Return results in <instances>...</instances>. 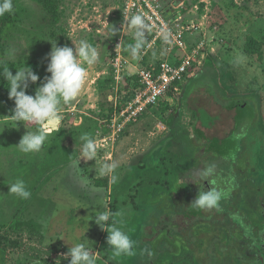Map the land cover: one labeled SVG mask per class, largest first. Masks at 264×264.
Wrapping results in <instances>:
<instances>
[{
	"label": "rangeland",
	"instance_id": "374dc122",
	"mask_svg": "<svg viewBox=\"0 0 264 264\" xmlns=\"http://www.w3.org/2000/svg\"><path fill=\"white\" fill-rule=\"evenodd\" d=\"M12 2L0 60L13 74L31 66L40 77L29 85L33 95L50 75L52 44L74 47L71 39L85 37L100 44L101 56L78 101L61 106L60 130L39 153L16 146L38 126L15 127L0 103V233L15 244L0 249V264H69L70 257H62L76 243L89 248L96 264H264V0H158L174 23L152 46L158 33L148 26L135 58L130 0ZM178 28L185 50L176 45ZM10 50L16 52L11 61ZM185 54L202 64L193 65L170 102L131 115L141 91L139 71ZM236 102H245L254 116L235 149L237 116L230 105ZM201 110L215 117L210 127L199 120ZM85 134L95 142L96 161L81 158L77 167ZM113 160L119 164L115 184L95 171ZM208 164L232 174L235 189L219 211L201 210L194 220L186 215L199 191H207L206 181L182 179ZM46 177H56L54 197L42 195L43 186L27 200L8 193L17 179L32 193ZM219 179L215 187L229 190ZM101 203L112 213L108 224L115 221L136 241L135 255H113L107 231L94 219L104 210ZM16 219L22 225L12 228Z\"/></svg>",
	"mask_w": 264,
	"mask_h": 264
},
{
	"label": "clouds",
	"instance_id": "9594fccd",
	"mask_svg": "<svg viewBox=\"0 0 264 264\" xmlns=\"http://www.w3.org/2000/svg\"><path fill=\"white\" fill-rule=\"evenodd\" d=\"M12 0H0V16L6 13H12ZM111 11V9H109ZM128 23L135 29V43L129 46L130 54L135 58L145 45L146 30L148 24L141 14L133 15ZM116 29H113L115 35ZM74 47L64 45L58 46L52 44L51 51L47 54L48 60L46 72L50 75L44 77L43 82L35 90V94L27 93L30 84H36L40 77L33 71L31 66L25 65L17 68L15 74L0 60V77L9 84L8 96L14 100L15 107L10 115L12 121L19 126V123H34L38 126L34 132L26 131L19 141L17 148L25 154L39 153L49 137L60 129L57 125L61 119V106L68 105L78 101L82 88L85 85L88 76V70L94 68L100 61L101 46L99 43L93 44L87 38L81 37L73 40ZM8 59H14L16 52L10 50ZM84 141L82 155L79 157L77 167L81 158L85 161H96L97 148L95 142L88 135L81 137ZM119 167L117 161L104 162L95 169L100 177L110 176V182L115 184L119 180V174L116 169ZM216 165L208 164L200 167L194 173H190L183 182L187 180L199 185V182L208 181L210 185L215 184ZM8 193L27 200L31 197V192L27 189L23 179H17L9 185ZM225 193L215 186H211L207 191H199L197 197L192 201V207L202 210L211 211L220 210V202ZM100 205H103L102 203ZM104 207V205H103ZM95 222L105 231H107V244L114 256H133L135 255L136 241L131 239L128 232L116 226L113 221L108 224L112 213L105 209L97 211ZM59 238H64L60 236ZM69 264H96V256L89 250L84 243L71 244V247L63 254L64 259H68Z\"/></svg>",
	"mask_w": 264,
	"mask_h": 264
},
{
	"label": "built area",
	"instance_id": "2783aa9c",
	"mask_svg": "<svg viewBox=\"0 0 264 264\" xmlns=\"http://www.w3.org/2000/svg\"><path fill=\"white\" fill-rule=\"evenodd\" d=\"M127 7L131 14L143 15L148 26L158 33L152 38L149 46L158 40L162 33L160 31L169 30V24L174 23L163 12L158 0H130ZM182 35L183 33L178 28L174 37L176 45L185 50L187 46ZM196 63L202 64V62L194 60L189 54L174 59H170L168 56L161 58L158 66L140 70L138 77L141 83V91L136 96L134 103L137 106L135 108L132 106L131 115L138 116L147 106L158 105L162 99L170 102L171 94L179 91L180 84L186 79Z\"/></svg>",
	"mask_w": 264,
	"mask_h": 264
},
{
	"label": "trees",
	"instance_id": "16d2710c",
	"mask_svg": "<svg viewBox=\"0 0 264 264\" xmlns=\"http://www.w3.org/2000/svg\"><path fill=\"white\" fill-rule=\"evenodd\" d=\"M34 1L39 2V3H44V4L48 3V0H34ZM12 18H13L12 13H10V14L6 13L5 15L0 16V51H2V52H4L6 50L5 44L2 42V34H3V28L2 27H3V24L10 22L12 20ZM8 87H9L8 82L6 80H4L2 77H0V103H2L4 105V109H5L6 114L8 116H10L12 114L11 110L14 109L15 104H14V100L9 99ZM27 93L33 95L32 90L27 89ZM162 101H165V99H162L160 101V103ZM243 106H246L248 109L244 110ZM230 108L235 109L236 116H237L236 125H235L234 130L232 131V134H233L232 144L234 145V148L236 149V147H235L236 142H237L236 140L239 139V136L241 134L240 131H238V129L241 128L244 124H248V126H249L250 123L252 122L254 113H253V110H251L245 102L244 103L243 102H236L235 104L230 105ZM248 110H250V113L248 112ZM243 113H245L246 117H243ZM198 118H199V120L202 121V125L205 127H210V125H212L213 122L215 121L214 116L209 114V112L202 111V110L199 111ZM248 118L250 119L249 121H248ZM245 120H247V123H244ZM46 179L49 180L50 177L49 178L46 177L44 179H39L38 183L36 184V186H34L33 190L35 192L40 190L42 185L48 181V180L46 181ZM200 211L201 210H195V211L193 210L191 212L192 217L198 216L200 214ZM21 225H22V221L19 219H16L12 222L11 227L12 228H14V227L18 228V227H21ZM8 243L14 244L13 240L11 238H8V236L6 234L0 233V249L6 248L8 246Z\"/></svg>",
	"mask_w": 264,
	"mask_h": 264
},
{
	"label": "crops",
	"instance_id": "0c3cea01",
	"mask_svg": "<svg viewBox=\"0 0 264 264\" xmlns=\"http://www.w3.org/2000/svg\"><path fill=\"white\" fill-rule=\"evenodd\" d=\"M242 128H239L238 129V131H240V136H239V138H242V137H244V136H246V132L245 131H242L241 130ZM248 129V128H247ZM217 173V175L219 176V177H221V180L223 181V180H225L226 182H228L229 183V185H228V187H229V190H226L225 189V191L223 190V188H222V191L225 193V195L226 194H229V193H231L232 191H234V189H235V185H234V176L232 175V174H228V175H225L222 171H219V172H216ZM47 178H49V177H47ZM56 177H52V181L51 180H48V179H46V183H44L42 186V190L40 191V193H42V195H44L45 197H54L55 196V191H53L52 190V188H54L55 187V184H54V179H55ZM38 181H39V179L37 180V182H36V184L38 183ZM224 181V182H225ZM216 183V182H215ZM36 184L34 185V186H36ZM34 186L32 187V193H31V195L32 194H34V190H33V188H34ZM205 186H206V188H207V190L208 189H210V187H211V185L208 183V181H206V183H205ZM214 186H215V184H214ZM221 190V189H220ZM39 192V190L37 191V192H35V193H38ZM45 193H46V195H45ZM46 199H48V198H46ZM195 211V210H199V209H195V208H193V207H191V212L192 211ZM201 212V211H200ZM186 216H189L190 218H192V219H194V220H197V219H195V217H192V215H191V213H189V214H187ZM114 217V216H113ZM196 217H198V216H196ZM209 217V219H212L213 218V215H209L208 216ZM192 222V221H191ZM192 224V223H191ZM190 225V224H189Z\"/></svg>",
	"mask_w": 264,
	"mask_h": 264
},
{
	"label": "water",
	"instance_id": "95a60500",
	"mask_svg": "<svg viewBox=\"0 0 264 264\" xmlns=\"http://www.w3.org/2000/svg\"><path fill=\"white\" fill-rule=\"evenodd\" d=\"M243 108H244V110H245V109H248L246 106H243ZM248 112L250 113V110H248ZM249 120H250V119L248 118V121H249ZM61 121H62V118L60 119V122H61ZM60 122H59V123H60ZM244 123H247V120H245ZM57 127H59V124L57 125ZM248 127H249L248 124H244V125L241 127V128H242L241 130H242V131H245V130H247ZM211 186H214V185H211Z\"/></svg>",
	"mask_w": 264,
	"mask_h": 264
},
{
	"label": "flooded vegetation",
	"instance_id": "af4514ba",
	"mask_svg": "<svg viewBox=\"0 0 264 264\" xmlns=\"http://www.w3.org/2000/svg\"><path fill=\"white\" fill-rule=\"evenodd\" d=\"M216 172H219V170H216ZM218 178H220L219 180H221V177H219L218 175H217V173H216V176H215V182H217V180H218ZM225 180H223V182H224ZM227 186L229 185V183L228 182H224ZM224 189V188H223Z\"/></svg>",
	"mask_w": 264,
	"mask_h": 264
}]
</instances>
